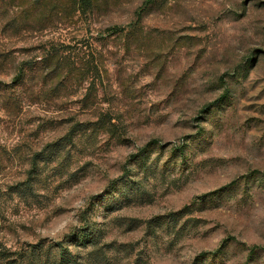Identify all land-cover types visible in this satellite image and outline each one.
<instances>
[{"label": "rangeland", "instance_id": "1", "mask_svg": "<svg viewBox=\"0 0 264 264\" xmlns=\"http://www.w3.org/2000/svg\"><path fill=\"white\" fill-rule=\"evenodd\" d=\"M144 1L0 0V242L39 244L37 264L62 242L78 264H264V0H157L137 21Z\"/></svg>", "mask_w": 264, "mask_h": 264}, {"label": "trees", "instance_id": "2", "mask_svg": "<svg viewBox=\"0 0 264 264\" xmlns=\"http://www.w3.org/2000/svg\"><path fill=\"white\" fill-rule=\"evenodd\" d=\"M10 3L16 2V0H8ZM157 0H145L143 4L138 9V19L139 21L143 15L150 9L152 4H154ZM97 5V0H30V4L26 6V10L24 12L25 16H29L34 12L43 8L44 10L49 8V11H53L54 9H58V11L62 14L68 15L73 12H79L81 14H86L88 12H92ZM137 22L129 23L128 25L121 24H113L106 29V33L109 35H131L135 32ZM53 57V56H52ZM53 60L48 61L45 65L46 75L53 78L55 76L61 75V73L68 69L67 75L71 73L73 66L75 65L67 57L62 58H52ZM55 60V61H54ZM96 68V67H95ZM33 67L29 62H23L19 66V70L11 80L10 83H3V89H10L12 91L19 86H23L26 84L27 77L29 76L28 70H32ZM84 70H93V64L84 62L83 64ZM245 69V65H243L239 69V73H243ZM222 97H226L224 94ZM73 132V129L71 133ZM69 140L72 139V136L68 134L66 136ZM192 139V138H191ZM188 143H181L178 146L174 147V152L179 151L180 157L182 161L187 158L185 153V148ZM33 177V176H30ZM12 188L16 191L24 192L32 188V183L30 182V178L23 180L21 182L16 183ZM87 229V226H84L83 229L79 232V234H74L76 236L75 239L78 241L85 242L87 239H90L92 236ZM90 230V229H89ZM89 235V236H88ZM91 240V239H90ZM59 252L57 253L59 264H78L77 258L79 254L68 250L65 247L64 243H60L58 245ZM252 254L255 253V248H252ZM45 250L39 244H27L24 248L20 250H11L9 247L0 242V264H37L40 261V258ZM48 251L46 252V254ZM48 255V254H47ZM213 259L216 257L219 258V254H215L211 252L209 254Z\"/></svg>", "mask_w": 264, "mask_h": 264}]
</instances>
